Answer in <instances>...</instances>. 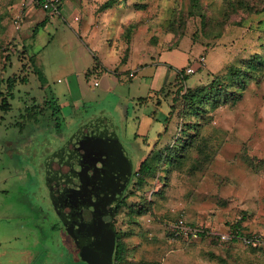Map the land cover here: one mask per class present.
Instances as JSON below:
<instances>
[{"label": "rangeland", "instance_id": "374dc122", "mask_svg": "<svg viewBox=\"0 0 264 264\" xmlns=\"http://www.w3.org/2000/svg\"><path fill=\"white\" fill-rule=\"evenodd\" d=\"M245 1L247 7L239 0H64L72 12L67 20L47 16L36 0H0V237L25 234L21 223L31 216L29 202L43 205L49 214L43 224L45 264L52 253L66 256L67 249H77L60 221L62 207L58 210L54 202L66 174L67 140L83 123L112 118L134 167L157 143H172L180 126L179 110L172 113V105L184 94L179 69L197 68L185 81L187 89H196L216 77L229 81L230 66L254 54L264 57V0ZM75 12L81 20H75ZM96 60L119 73L87 75ZM155 63L161 64L156 77L171 69L157 95L138 78L142 72L133 81L112 80ZM259 71L261 79L250 81L237 104H219L213 111L204 130L219 147L211 163L173 171L163 194L158 193L163 180L151 175L134 193H129L132 185L127 187L126 202L115 218L117 228L127 233L124 264H264L263 244L221 237L238 230L240 236H264V168L256 170L243 156L246 151L255 163L264 160V69ZM52 96L63 107L62 129H56L47 112L39 124L28 122L20 132L16 123L25 108L44 105ZM140 96L147 98L139 102ZM151 199L155 213L133 222L132 208L146 200L150 205ZM182 214L206 229L203 236L189 241L170 235V226ZM75 255L77 264H88L80 252ZM63 260L69 258L55 262Z\"/></svg>", "mask_w": 264, "mask_h": 264}, {"label": "trees", "instance_id": "16d2710c", "mask_svg": "<svg viewBox=\"0 0 264 264\" xmlns=\"http://www.w3.org/2000/svg\"><path fill=\"white\" fill-rule=\"evenodd\" d=\"M63 2L64 0H62V3ZM42 3L43 0H36L37 5H41ZM239 3L242 7H247V2L245 0H239ZM262 11H264V6ZM46 20H48V18L43 20L42 23H45ZM259 68L264 69V57L262 54L257 53L245 59L239 65H231L230 74L232 77L229 81L220 80L216 77L207 85L200 86L196 89L188 88L187 91L182 94V100L174 98L175 103L172 105L173 109L171 112L174 113L177 109L179 110L180 126L178 134L170 144L158 147L157 143L154 150L151 151L148 157L141 161L138 167H134L133 164L132 178L129 184L132 185V190L129 193H134L136 189L144 187L149 181L148 176L151 175L154 178L156 177L163 180L164 185L158 190L159 194H163L165 188L169 185L173 171L192 170L194 168L200 169L211 163V161L215 159L219 147L210 140L211 138L204 133V130L213 120V111L218 108L219 104H237L248 85H250V81L254 78H256L257 81L261 79L262 73L259 74ZM178 71L179 73L177 76L178 78L181 77L178 81L183 82L189 78L188 74L185 73L184 67ZM144 99L146 98H142L141 100ZM179 101H181V106H177ZM6 104V98H4L1 104L2 108L3 106L5 107ZM47 112H49L50 117L55 120L56 129L60 131L63 126V112L62 106L58 103L55 96L47 97L44 105L33 104L27 106L25 111L20 114L22 119L17 121L16 126L19 127L20 132H24L26 123L34 122L39 124ZM243 156L248 161L249 165L256 170L264 168V160L259 159L258 161L260 163H255V159L246 151H244ZM126 198L127 194L124 193L114 217L116 247L113 255V264H124L128 257V245L123 240V237L127 233L121 232L117 228L115 222L116 215L126 202ZM153 201L154 200L151 199V204L149 205L146 203V200L142 202L141 205H138L137 208H132L131 213H133V222L139 223V219L136 218L142 214L148 212L151 214L155 213ZM62 214L60 213L59 216L60 221L62 220L64 227H67L66 220H64ZM191 223L196 224L195 222ZM237 226L239 227V225ZM66 231L68 235H70L69 229ZM234 234L239 236L241 232L238 230ZM170 235H172L171 230ZM193 240L197 239H189V241ZM77 251L79 252L78 247Z\"/></svg>", "mask_w": 264, "mask_h": 264}, {"label": "water", "instance_id": "95a60500", "mask_svg": "<svg viewBox=\"0 0 264 264\" xmlns=\"http://www.w3.org/2000/svg\"><path fill=\"white\" fill-rule=\"evenodd\" d=\"M64 154L63 184L68 200L64 208L69 232L88 264H113V219L133 172L132 159L113 119L82 124L67 141Z\"/></svg>", "mask_w": 264, "mask_h": 264}, {"label": "crops", "instance_id": "0c3cea01", "mask_svg": "<svg viewBox=\"0 0 264 264\" xmlns=\"http://www.w3.org/2000/svg\"><path fill=\"white\" fill-rule=\"evenodd\" d=\"M66 6L67 7H65V2H63L61 4V10H60L59 15L62 17L64 16V18H66L68 20V17L70 18L72 16V12L68 11V9L70 10V7L67 5V3H66ZM65 8H67V9H65ZM74 8H76V7H74ZM66 10L68 12L67 16L64 14V11H66ZM76 13L77 12H75V14ZM54 15H56V14H51L49 12L47 14V16H49V17H52ZM76 15H78V14H76ZM79 17H80L79 20H81L82 17L81 16H79ZM76 21H78V20H76ZM96 63H95V66H93L92 68H90L86 72L87 75L91 74V77H95L94 74L99 70H102V71L104 70L105 71L104 73H106V74L108 72H114V71H110L109 70L110 68H108V66H106L102 62V60H96ZM120 64H121V62H120ZM158 64H160V63H158ZM158 64L155 63L150 67L148 66V67L137 68L136 70L133 69L132 72H128L129 77H112V80L114 78L116 83H119L120 80H122V81H124V80L133 81L134 79H136V75L139 72H142V75H141L142 77H138V78L141 80H145L146 83L149 82L150 86H149L148 90L150 92L151 91L155 92L154 95H157L160 93V91H163L164 88L166 87L167 80L169 78L166 76H167L168 71L171 70V69H165L166 70L165 77H156L155 72H156L157 66H159ZM180 64H182V63L179 62V64H177L176 67L180 66ZM98 65L100 67H98ZM152 68H154V69L152 70ZM122 71H127V70L123 69ZM92 72L94 74H92ZM114 73H119V70L117 72H114ZM154 75H155V77H153ZM95 83L100 84L98 80H95L94 84ZM141 84L142 83H140L139 85H141ZM189 86H191V85H189ZM110 88L112 89V87H110ZM80 92L81 91L79 90V94H80ZM164 94L165 95L169 94V91H166V93H164ZM149 96H151V94H149ZM80 97H81V94H80ZM139 98H140L139 102H141L142 98H147V97L146 96H140ZM62 112H63V107H62ZM124 113L128 114V110L125 109ZM56 191H57V189L54 191L55 194H56ZM48 194H50V191L48 192ZM54 202L56 203L58 210H60V207H59L60 201L55 200ZM27 206H28L29 212L31 213V216L28 217L27 220L23 219V221H22L23 223H21V226L25 225L27 227V229H24L25 234H15L14 235L15 237L14 236L0 237V264H45V262H44L45 249H44V245L42 244V242H44V240H46V237L44 235V225L43 224H44V220L46 219L45 217L49 216V214L46 213V215H45V212H44L45 210H43V208H42L43 205L39 206L37 204H29V202H28ZM50 206H51V204H50ZM52 224L53 225L51 228H54L55 223L52 222ZM67 229H68V227H67ZM21 235L25 236L24 239L22 238ZM70 236H71V234H70ZM71 238L75 241V239L72 236H71ZM76 246L78 247L77 244H76ZM78 249H79V247H78ZM67 250H66V256L64 255L65 257L60 256L59 254H61V253H59L58 255L52 253V255H50V257L48 258L49 264H57L55 262L56 258H69L68 261L63 260L64 264H71V263H73L72 261H74V260L76 261V262H74V264L75 263L77 264L78 258H75V256H76L75 254H77V249L74 247L72 250H69V249H67ZM79 252H80V249H79ZM63 254L64 253L62 252V255ZM78 264H80V263L78 262Z\"/></svg>", "mask_w": 264, "mask_h": 264}, {"label": "built area", "instance_id": "2783aa9c", "mask_svg": "<svg viewBox=\"0 0 264 264\" xmlns=\"http://www.w3.org/2000/svg\"><path fill=\"white\" fill-rule=\"evenodd\" d=\"M62 0H43L42 6L48 10L51 14H59L61 10ZM78 15L75 16V20H79ZM200 63H204L206 60L205 56H202ZM195 66H189L185 69L186 74L194 73L196 71ZM186 80H184L183 86L181 89L182 93L187 91ZM170 230L172 231V237L174 239L184 238V239H199L203 233L206 232V229L199 224H192L189 222L185 216L181 215L171 226ZM221 237L223 240H232L234 238H239L244 244L253 245V244H263L264 245V236L260 234L252 236H236L235 234L222 233Z\"/></svg>", "mask_w": 264, "mask_h": 264}, {"label": "flooded vegetation", "instance_id": "af4514ba", "mask_svg": "<svg viewBox=\"0 0 264 264\" xmlns=\"http://www.w3.org/2000/svg\"><path fill=\"white\" fill-rule=\"evenodd\" d=\"M68 174V173H67ZM130 184V183H129ZM129 186V185H128ZM127 186V187H128ZM58 187V190L56 191V195H57V197H58V200L60 201V205H61V207H62V209H63V217H64V220H66V216H67V214H66V212H65V208H64V206L66 207V202H68V200H67V198H66V195L67 194H65V183L63 184V186L61 185H59V186H57ZM126 187V188H127ZM125 191H126V189H125ZM125 193V192H124ZM123 196H124V194H123ZM122 196V197H123ZM121 201H122V198H121V200H120V202H119V204L121 203ZM64 204V205H63ZM118 204V205H119ZM117 208H118V206H117ZM115 217V216H114ZM114 220V219H113Z\"/></svg>", "mask_w": 264, "mask_h": 264}]
</instances>
